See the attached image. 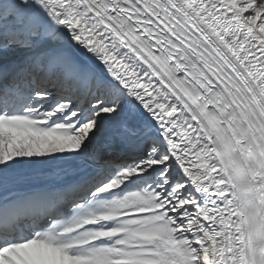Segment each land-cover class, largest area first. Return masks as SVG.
<instances>
[{"label": "snow or ice", "instance_id": "obj_1", "mask_svg": "<svg viewBox=\"0 0 264 264\" xmlns=\"http://www.w3.org/2000/svg\"><path fill=\"white\" fill-rule=\"evenodd\" d=\"M0 264H264V0H0Z\"/></svg>", "mask_w": 264, "mask_h": 264}, {"label": "bare ground", "instance_id": "obj_2", "mask_svg": "<svg viewBox=\"0 0 264 264\" xmlns=\"http://www.w3.org/2000/svg\"><path fill=\"white\" fill-rule=\"evenodd\" d=\"M24 185L23 184H21V185H18V187H23Z\"/></svg>", "mask_w": 264, "mask_h": 264}]
</instances>
